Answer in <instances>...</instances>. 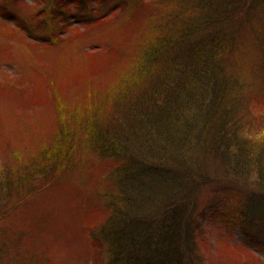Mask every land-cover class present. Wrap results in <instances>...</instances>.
<instances>
[{"label":"trees","instance_id":"trees-1","mask_svg":"<svg viewBox=\"0 0 264 264\" xmlns=\"http://www.w3.org/2000/svg\"><path fill=\"white\" fill-rule=\"evenodd\" d=\"M88 2L98 11L100 0ZM119 3L127 10L126 22L135 13L141 18L137 25L145 24L133 32L135 64L103 98H89L80 117L82 144L112 164L90 208L92 237L106 245L110 264H264L247 243L230 244L222 236L209 242L193 216V200L203 185L221 175L234 198L218 215L231 227L228 213L247 242L264 252V242L246 229L264 231V149L256 160L258 182L243 188L252 162L248 146L236 135L248 107L264 105V89L244 80L245 58L240 57L244 35L264 44V31L258 34L251 23L264 0ZM67 4L35 0L30 5L40 14L37 24L48 31L47 43L57 45L71 31L78 33L66 28L75 15ZM27 25L18 17L13 31L27 32ZM116 49L108 44L105 50L86 51L96 62ZM252 123L264 124V119ZM68 132L60 128L50 151L57 172L69 152ZM233 144L236 155L228 151ZM45 167L40 166L43 172Z\"/></svg>","mask_w":264,"mask_h":264},{"label":"rangeland","instance_id":"rangeland-1","mask_svg":"<svg viewBox=\"0 0 264 264\" xmlns=\"http://www.w3.org/2000/svg\"><path fill=\"white\" fill-rule=\"evenodd\" d=\"M66 2L75 13L66 28L78 33L72 36L71 31L67 40L52 45L46 42L47 29L36 22L40 14L30 8L35 0H0V186L5 187L0 193V264H110L106 245L90 233V208L112 164L82 144L85 132L79 123L85 102L103 98L135 64L138 39L133 32L145 23L137 25L141 18L135 13L126 22L120 0H100L95 12L88 0ZM18 17L26 20L27 32L13 31ZM263 18L264 5H259L251 22L258 34L264 31L259 25ZM260 42L244 35L240 57L245 58L244 80L264 89ZM108 44L117 52L92 62L86 49L105 50ZM61 127L69 131V152L57 172L50 151ZM222 180L218 175L203 185L193 200V216L209 242L222 236L230 244L247 243L264 260V252L247 242L241 225L226 213L232 225L226 227L224 216L218 215L234 198ZM246 229L264 242L263 230Z\"/></svg>","mask_w":264,"mask_h":264},{"label":"clouds","instance_id":"clouds-1","mask_svg":"<svg viewBox=\"0 0 264 264\" xmlns=\"http://www.w3.org/2000/svg\"><path fill=\"white\" fill-rule=\"evenodd\" d=\"M264 119V105H250L247 109V115L243 116L236 135L243 144L249 148L248 158L250 164L249 183L255 187L259 180V169L256 160L264 149V124H254L252 121ZM231 155L238 154V146L233 144L228 149Z\"/></svg>","mask_w":264,"mask_h":264}]
</instances>
